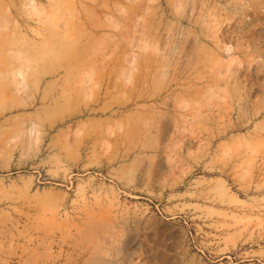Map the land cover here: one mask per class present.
Masks as SVG:
<instances>
[{"label":"rangeland","instance_id":"374dc122","mask_svg":"<svg viewBox=\"0 0 264 264\" xmlns=\"http://www.w3.org/2000/svg\"><path fill=\"white\" fill-rule=\"evenodd\" d=\"M0 264H264V0H0Z\"/></svg>","mask_w":264,"mask_h":264}]
</instances>
